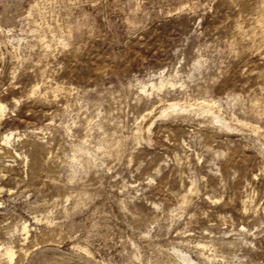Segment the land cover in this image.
I'll list each match as a JSON object with an SVG mask.
<instances>
[{
	"label": "rangeland",
	"instance_id": "rangeland-1",
	"mask_svg": "<svg viewBox=\"0 0 264 264\" xmlns=\"http://www.w3.org/2000/svg\"><path fill=\"white\" fill-rule=\"evenodd\" d=\"M0 105V264H264V0H0Z\"/></svg>",
	"mask_w": 264,
	"mask_h": 264
},
{
	"label": "bare ground",
	"instance_id": "bare-ground-1",
	"mask_svg": "<svg viewBox=\"0 0 264 264\" xmlns=\"http://www.w3.org/2000/svg\"><path fill=\"white\" fill-rule=\"evenodd\" d=\"M5 254L9 257L10 260L14 258V252L11 249H6Z\"/></svg>",
	"mask_w": 264,
	"mask_h": 264
},
{
	"label": "snow or ice",
	"instance_id": "snow-or-ice-1",
	"mask_svg": "<svg viewBox=\"0 0 264 264\" xmlns=\"http://www.w3.org/2000/svg\"><path fill=\"white\" fill-rule=\"evenodd\" d=\"M0 108H3V105H0Z\"/></svg>",
	"mask_w": 264,
	"mask_h": 264
}]
</instances>
